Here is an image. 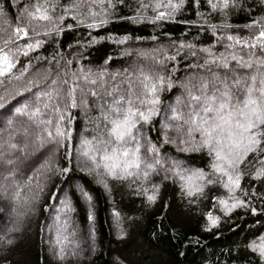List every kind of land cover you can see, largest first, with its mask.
I'll list each match as a JSON object with an SVG mask.
<instances>
[{
    "label": "snow or ice",
    "instance_id": "6c2138e0",
    "mask_svg": "<svg viewBox=\"0 0 264 264\" xmlns=\"http://www.w3.org/2000/svg\"><path fill=\"white\" fill-rule=\"evenodd\" d=\"M241 12L247 22L231 23ZM0 22V264H31L35 232L28 224L41 207L56 209L52 255L73 264L68 257L79 246L70 247L65 234L75 223L77 196L95 235L93 197L70 183L73 168L109 193L114 184L129 189L140 200L133 212L156 215L157 240L174 211L172 201H161V174L189 210L199 206L206 185L226 190L210 196L201 213L205 232L238 210L255 217L264 209V0H0ZM118 22L150 25L153 34H94ZM166 23L185 30L157 31ZM66 31L76 32L67 46ZM100 42L114 45L116 54L85 62ZM114 59L125 65L112 69ZM192 153L207 154V171L187 163ZM245 178L258 182L251 192L241 184ZM111 215L118 242L134 251L141 217H123L115 204ZM36 223L43 236L45 222ZM243 249L240 258L254 255L264 264V231L253 226ZM112 264L126 259L117 255Z\"/></svg>",
    "mask_w": 264,
    "mask_h": 264
},
{
    "label": "trees",
    "instance_id": "16d2710c",
    "mask_svg": "<svg viewBox=\"0 0 264 264\" xmlns=\"http://www.w3.org/2000/svg\"><path fill=\"white\" fill-rule=\"evenodd\" d=\"M129 2L135 3V0H129ZM122 14H128L127 8L122 10ZM186 15L189 19L194 17V13L189 14L187 9ZM218 19V15L214 17V20ZM230 22L234 25L243 26L247 22L246 14L241 12L238 15H233L230 17ZM0 26H3L2 22H0ZM184 30V25L179 23H166L163 29H157V31L162 32H173L177 36ZM108 31L117 33L129 32L132 35L148 36L153 34V27L147 24L131 25L126 22H118L109 24L105 29L97 30L94 34L105 35ZM75 36V31H66L62 36L63 44L67 46ZM163 42L161 40V43ZM143 46L152 47V43L146 41ZM43 51L45 53L51 52L52 45H48ZM110 52L113 55L116 54L115 46L108 45L106 42H100L85 53L87 58L85 62L99 64ZM124 65V59H114L111 62L112 69L123 67ZM177 91L173 90L171 93H164L163 98L168 100L169 96H174ZM80 127V122H77V133H79ZM152 136L153 139L156 138L155 133ZM167 150L168 148L166 147L165 151ZM208 162L206 153L203 155L200 153H192L187 161L190 166L203 168L205 171L208 170ZM70 175L72 177L70 183L74 184L78 182L84 186L92 195L95 206L94 249L89 255L85 253L87 251L86 249L83 253L84 258L82 259L71 260L68 258V260L73 261V264H112L117 255L125 258L126 264H170V261L173 259L178 264H233V261L229 259V255L238 257L239 264H249V262L258 264V260L254 255H243L242 258L240 256L243 254V244L248 238L249 230L255 226L261 231H264V227H261L264 224V209L258 211L255 217H253L250 211L245 215L242 210H238L229 219L223 221L218 228L209 232L203 231L201 213L207 207L211 206L210 196L217 194L227 196L226 190H221L220 193H217V185L215 184L206 185L205 194L199 198V206H193L189 210L180 202L178 190L171 183L163 181V174H161V179L158 181L161 183V201H172L174 211L169 214L168 220H165L167 230L162 231V238L157 240L152 236L154 230L152 222L157 219L156 215H149L150 209L145 210L143 213L139 211L133 212V208H140V200L132 197L129 189L114 184L113 191L109 193L101 185L95 183L91 177L77 171L75 168H73ZM56 183L60 184L61 182L57 179ZM252 183L258 182L251 181L249 178L241 181L242 186L249 192L252 190L250 187ZM24 193H27L26 189ZM43 202L46 203L47 200ZM113 204L120 210L123 217L132 215L141 217L139 227L135 233V238L139 243L134 251L117 240L111 215ZM75 205L76 215L74 217V224L81 232L85 233L89 224L87 221V205L79 196L76 197ZM177 205L179 207H176ZM256 206L258 208L261 207L259 199L256 200ZM0 210H4L2 206H0ZM163 210L161 208V211ZM52 211H54V207H52ZM50 217L51 213L43 212L41 207L37 216L33 217L28 224L29 232H35L34 241L32 242L28 257L31 264H63L58 260H51V247L46 242L48 239H45V234L48 231L45 228L42 236L40 233L42 225L36 223L38 218L39 221L45 222L43 224L44 226L50 220ZM123 225L126 227V230L130 227L126 219ZM196 237L199 239L198 243L195 242ZM78 238V234H74L70 238H67V242L72 244L75 243L74 240H79L80 242H84L87 248L89 247L90 244L88 245L89 241L86 237H82L83 240ZM189 238H192V242H188ZM238 249L239 253L237 251ZM178 252H184V256L176 255Z\"/></svg>",
    "mask_w": 264,
    "mask_h": 264
},
{
    "label": "rangeland",
    "instance_id": "374dc122",
    "mask_svg": "<svg viewBox=\"0 0 264 264\" xmlns=\"http://www.w3.org/2000/svg\"><path fill=\"white\" fill-rule=\"evenodd\" d=\"M0 182H2V181H0ZM57 203H58V201H57ZM0 211H2V210H0ZM55 211H56V209H55V207H54V211H52L51 212V217H50V220L47 222V224H45L43 227H44V229L46 228L47 229V231H48V233H46L45 234V236H46V238L45 239H48L46 242H47V244H48V246L49 247H51L50 245H49V235H50V233H49V224H51L52 223V221L54 220V214H55ZM112 219H113V228H114V218L112 217ZM124 226V225H123ZM125 227V226H124ZM73 228H74V231H75V234H78V236H79V238L78 239H82V237H86L87 239H88V241H89V243H88V245H89V247L87 248L86 246H85V244H84V242H80L79 240H74V242L75 243H72V244H70V247H71V245H78L79 246V254L78 255H76V256H69L68 258L69 259H71V260H79V259H82V258H84V255H83V253L85 252V250L87 249V251L85 252V253H87L88 255L93 251V249H94V244H93V236H89V233H88V228H89V224H88V226H87V228H86V230H85V233H83V232H81L80 230H79V228L78 227H76V225L74 224V226H69V228H68V230H67V233L65 234L66 235V238H70V236H72L73 235ZM125 229H126V227H125ZM115 231V230H114ZM115 234H116V232H115ZM70 235V236H69ZM83 240V239H82ZM67 241H68V239H67ZM73 241V240H72ZM50 256V255H49ZM87 256V255H86ZM51 258V260H58L57 259V257H55V256H51L50 257ZM61 263H63V262H61Z\"/></svg>",
    "mask_w": 264,
    "mask_h": 264
}]
</instances>
